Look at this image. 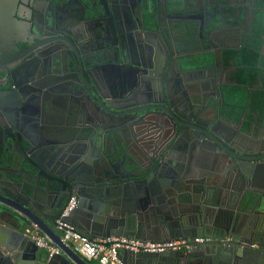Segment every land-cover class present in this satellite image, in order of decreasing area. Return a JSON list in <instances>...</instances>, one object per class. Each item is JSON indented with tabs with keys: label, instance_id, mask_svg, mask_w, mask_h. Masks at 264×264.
<instances>
[{
	"label": "flooded vegetation",
	"instance_id": "obj_1",
	"mask_svg": "<svg viewBox=\"0 0 264 264\" xmlns=\"http://www.w3.org/2000/svg\"><path fill=\"white\" fill-rule=\"evenodd\" d=\"M263 7L264 0H18L14 39L8 42L15 49L7 50L0 65V190L42 215L27 156L64 173L68 156L93 157L100 138L108 153L119 131L145 150L154 143L158 156L179 143L173 151L186 160L177 162L190 173L202 168L193 205L173 208L174 214L195 211L202 236L214 239L210 227L223 233L238 221V233L257 237L264 249V182L235 169L251 162L264 169ZM241 60H256V69L246 72ZM232 88L238 89L235 95ZM106 103L115 114L101 108ZM231 123L247 137L232 132ZM210 129L240 149L208 148ZM90 138L93 148L85 145ZM51 185L43 195L54 224L59 208L71 197L76 206L78 197L61 181ZM247 195L254 205L240 209ZM0 209V222L17 227L18 211L4 204ZM219 238L229 246L238 242ZM199 246L166 252L188 254ZM16 251L7 253L11 264H17ZM61 258L54 263L62 264ZM230 259L250 264L243 255Z\"/></svg>",
	"mask_w": 264,
	"mask_h": 264
},
{
	"label": "water",
	"instance_id": "obj_2",
	"mask_svg": "<svg viewBox=\"0 0 264 264\" xmlns=\"http://www.w3.org/2000/svg\"><path fill=\"white\" fill-rule=\"evenodd\" d=\"M17 1L0 0V65L7 50L15 49L14 45L9 47L8 42L14 39L11 27L18 22L14 11ZM107 104L109 103L101 108H106L109 114H115V107L110 108ZM229 128L232 132L236 131L239 136L247 137V134L241 132L234 123H231ZM117 133L121 138L122 132ZM208 138L210 141H202L210 145L208 148L221 146L230 150L229 147L235 146L240 149L239 143L230 141L212 129L208 132ZM94 139H88L85 145L89 144L93 148ZM100 139L98 153L93 157L79 154L68 156L64 173L49 170L35 157L27 156L26 159L32 168L29 175L32 178L30 183L35 193L33 199L37 200V207L42 210V215L36 208L16 201L10 194L0 190V204L18 211L15 214L17 227H10L0 222V261H3V264H11L7 253H12L13 250H17L15 257L17 264H25L22 261L23 258L29 259L27 264H55L53 259H49L48 253L37 247L28 234L31 225L61 249L62 264H89L68 247L53 229V223L48 216L52 213V207L48 205L43 195L48 193L53 181L67 184L69 189L71 188L70 190L77 194V204L70 213L69 220L76 230L90 238L114 237L168 241L180 237L195 238L203 235L195 211L186 209L178 215L173 212V208L193 205L190 202L197 192L193 188L196 183L195 177L202 168L197 165L193 169L194 173H190L189 168H184L182 161L177 162L178 158H183L174 152V149L179 147V143L173 144L168 151L158 156L153 150L154 143H150L149 149L145 150L141 142L127 141L124 137L121 140H114L111 143L112 148L107 153L108 145L102 138ZM134 145H137V148H133ZM69 146L71 148L73 143H69ZM235 154L239 156L238 153L235 152ZM102 156H105L106 161L101 159ZM104 162L109 163V165L107 163L108 167ZM250 164L249 168L239 165L240 167L235 169L244 178L264 182V169L261 167L254 169L255 162ZM38 175L41 176V182ZM42 180L46 182L43 183ZM12 181L19 183V180L15 178H12ZM216 187L206 186L208 189ZM22 196L26 199L31 198L26 191H23ZM253 205L252 195H247L240 209L248 210ZM255 206L261 208L262 202L255 203ZM59 209L61 211L63 206ZM237 223L225 227L224 232L218 234L213 227H210L211 235L215 239L216 237H232L238 241L235 245L223 244L219 238L196 247V252L192 251L188 254L118 250L117 256L121 264H231L230 258L243 255L250 264H264L263 242L257 237H251L248 232L238 233ZM201 253L204 255L195 257ZM258 255L263 257L260 261H258ZM190 261L194 262L189 263Z\"/></svg>",
	"mask_w": 264,
	"mask_h": 264
},
{
	"label": "built area",
	"instance_id": "obj_3",
	"mask_svg": "<svg viewBox=\"0 0 264 264\" xmlns=\"http://www.w3.org/2000/svg\"><path fill=\"white\" fill-rule=\"evenodd\" d=\"M75 208V198L71 197L64 206L58 220L53 224L54 231L64 243L77 253L83 260L91 264H121L117 256L118 250L165 252L178 251L183 245L189 248L214 240L211 236H198L195 238H181L168 241H150L137 238H90L76 230L70 223L69 215ZM28 234L33 238L37 247L48 253L49 259L62 255L61 249L36 227H31Z\"/></svg>",
	"mask_w": 264,
	"mask_h": 264
},
{
	"label": "trees",
	"instance_id": "obj_4",
	"mask_svg": "<svg viewBox=\"0 0 264 264\" xmlns=\"http://www.w3.org/2000/svg\"><path fill=\"white\" fill-rule=\"evenodd\" d=\"M263 9H264V7H263ZM259 21L262 24V28H260V30L264 33V11H262V14L259 17ZM259 43H260L259 46H261L262 42H261L260 39H259ZM255 64H256V60L253 61V62L251 60H244V61L241 60L240 62H238V65L239 66L240 65H244L245 66V69L247 68V70H245L246 72L247 71H253L254 69H256ZM250 74L252 75V73H250ZM237 90H238L237 88H232L231 91H230V94L233 92V95H235V93H237ZM237 101H239V103H240L241 102V99H239Z\"/></svg>",
	"mask_w": 264,
	"mask_h": 264
},
{
	"label": "crops",
	"instance_id": "obj_5",
	"mask_svg": "<svg viewBox=\"0 0 264 264\" xmlns=\"http://www.w3.org/2000/svg\"><path fill=\"white\" fill-rule=\"evenodd\" d=\"M63 258V257H62ZM61 258V261L60 262H63V259ZM91 264H93V263H91Z\"/></svg>",
	"mask_w": 264,
	"mask_h": 264
}]
</instances>
